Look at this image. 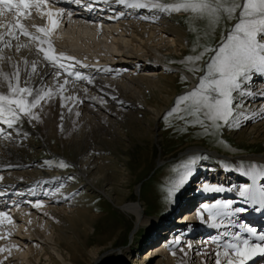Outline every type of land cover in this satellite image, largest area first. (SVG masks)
<instances>
[{
    "label": "bare ground",
    "instance_id": "6f19581e",
    "mask_svg": "<svg viewBox=\"0 0 264 264\" xmlns=\"http://www.w3.org/2000/svg\"><path fill=\"white\" fill-rule=\"evenodd\" d=\"M55 3L64 5L68 3V7L64 6L67 8L62 9L65 15L61 18L59 27L50 36V39L54 43L55 50L58 53H66L67 55L75 57L76 61H80L81 63L77 66L76 70L92 78L93 83L88 84L86 81H79L76 82L75 87L70 83L66 86L67 91L64 95L76 96L82 103L67 100L63 101L65 106H62L61 99L57 97L46 105L43 110H37L38 115H40L39 121H25L24 128L29 130L32 134L39 136L45 145L51 146L54 151L61 152L64 156L73 161L77 166V170L81 173V177L86 176V178L90 179L89 181H91L90 183H92V185L103 190V185L108 183L110 178L108 176L110 168L108 164H105L104 157L100 155L102 152L108 151L111 145H114L112 144L114 140H110L114 139L112 125L115 124V126H117L118 123L124 125L127 119L130 122H135L137 113L141 112L149 115L147 120L151 122V132L152 135H154V132L158 131L156 128L158 126L159 117L174 98L177 92L176 82L182 77L172 73L169 68H162L163 70L160 72L153 73L151 71V73H146L144 71L138 72L137 70L134 74H122L113 64H119L121 62L123 67L131 64L129 67L133 69H135L134 66L137 67V65L143 61L168 66L169 63L172 64L170 57H177L178 53L183 56V54H186L192 49L193 44L190 43L189 40L188 28L184 27L178 21L180 17L173 18L171 22H168L159 16H151L147 9H128L112 2H104V0H56ZM104 6L105 8L103 9L102 7ZM50 8L53 11L59 9L56 6ZM74 10L75 12H81L80 17H77L78 15L76 14H71ZM85 12H87V14H85ZM120 12H124L125 15L119 16ZM71 15L75 16V18ZM140 17H146V19H141ZM39 20H41L40 17L36 20L33 18L31 20H26L25 23L30 27V30L34 31L35 29L32 27L34 25L46 26V18L43 19V23L39 22ZM0 21L7 22L4 17H0ZM0 31H2V29H0ZM117 33L120 39H117ZM53 37H56L58 44ZM26 40V37H21V42H26ZM116 40L117 44L119 47L121 46L122 49L110 47L114 46L113 44H115ZM12 43L13 47L11 49H4L6 56L12 57L17 63L21 62L24 58H27L30 62L37 59L34 51L30 53L28 49H22L20 52H16L15 45L17 42L13 41ZM124 44L126 48L122 47ZM98 50H100L104 56H107L101 58L89 52L92 51V53L95 52V54H100L97 52ZM118 56L119 58H117ZM112 59L113 61H111ZM0 66H2L5 71H11V65L8 63ZM104 69H112L113 71L106 72ZM53 71L54 69L50 66L43 69V74L46 76V82L49 85L53 83V80L48 74ZM185 73L192 78L193 73L187 71H185ZM69 79L71 80L73 78ZM254 80L257 81L255 84L251 83L247 85L248 89L253 91L254 94L252 96L244 95L240 97V104L245 105V115L253 118L241 119L240 123L241 125H246V123H250L251 121H257L258 124L257 122L256 124L254 123L251 132L247 130L240 131L237 134L239 140L249 138L255 139L257 136L264 137V130L261 128H264V118H262L260 114L264 113V95L261 94L264 93V77L257 75L253 81ZM35 82L39 83V78H37ZM80 107H83V110H87L94 115L95 120H97L95 121L96 125L90 126L84 124V122L78 125L76 116L80 114ZM71 113L73 119L70 121L69 127L65 129L64 124L67 120H70L71 116L69 114ZM61 117L63 118L61 119ZM141 121L140 119L139 122L141 123ZM101 123H103V126L100 125ZM81 126L83 128L86 127L85 130L80 132L77 131L78 133L75 134L73 132L74 128H79ZM0 130H2L0 131V136L3 138H0V177L9 173L13 177L14 172H8L6 170L22 166L21 169H25L24 172L29 174L30 178H33V175L39 176L41 177V181L45 182L43 186H37L41 189L39 190L36 187L38 181L24 179L25 177L22 173L15 176L17 180H20L19 184H22L20 187L23 189L22 193L25 191L27 193L24 194L25 198L32 201L31 208H35L32 206L35 203L42 204L44 208V206L47 205L46 202H48L42 199L44 196L50 198L54 202H64L67 200L64 202L67 207L71 203L77 205L76 208L69 210L71 212H67L68 210L58 212L52 210L41 211V209L35 208V210H39L45 215L47 214L48 222L52 225V228L49 229L46 227V232L52 231L54 233L52 238L57 244V247L53 248L62 257L63 262L67 260L66 257L62 255L61 250L67 249L70 251L69 255L71 261L74 264H82V261L79 259H82L81 256L83 257L84 254H80L81 250L78 248V244H82L84 248H87V251L89 249V255L91 253L97 256L100 253L98 246L94 245L90 248L92 240L96 242V239L89 235L90 232H88L87 235L85 232L90 230L89 225L95 217L82 213L89 209L83 201L84 198L74 199L71 198L72 194L65 197L67 195H65L64 192L67 190L65 193H68L69 189L72 188L69 184L64 183V175L54 174L55 172H52L51 169L37 167L39 165L36 167L34 165L31 166L35 160L30 148L32 147V143L23 140L18 127L8 129L0 126ZM155 136L157 137L155 134L153 138H155ZM188 152H190V150ZM91 155L96 157L94 158V162H88ZM253 160H255L256 163L260 160L264 161V150L260 154L254 156ZM162 163L163 162H161V164ZM115 165L113 168L116 169L117 166ZM91 167L97 169L93 179L87 175H90L88 169ZM112 171L113 174L116 172V170ZM213 173H210L209 176L213 175ZM224 174L223 176L225 179L227 175ZM209 176H203L202 183L205 184L209 182L213 184L218 182L216 186H224L225 188H236L251 183L249 178L246 179L247 181L245 180L246 183H236L229 182L228 179L227 181H225V179L224 182L223 180H220V182L214 181L212 178L208 179ZM0 182H3L2 179H0ZM262 183H264V181H262ZM195 184L200 185L199 183ZM0 185V199H4L6 195L9 196L12 194H8L13 188L10 187L11 184H9V182ZM46 188H50L49 192H47L48 194H50L52 189H56V192L54 191L55 193L50 196H47V194L44 195L43 193L46 192L45 190H48ZM39 191H41V193ZM196 194L193 192L183 194V199L186 198L190 200L188 201V203H190L189 207L195 213V218L192 220L186 219L184 220V224L181 225L177 222L171 231L166 232L168 235L164 241L168 243L170 254L176 252V264H214L216 244L212 241L218 239L220 234L224 231L235 232V229H239L240 224H247L249 227L256 228L258 233L259 231H261L260 233H264V211L257 212L252 206L239 203L234 206L248 207V211L233 217L234 223L231 227H213L212 222L207 219V213H204L203 220L197 215L202 205L205 203L200 200L198 201ZM220 194L221 197L218 202L240 200L235 192H223ZM222 198L225 199L223 200ZM122 203L123 204H120L119 201L117 205L121 209L134 215V218H136L135 228L138 229L140 220L144 216L142 206L139 202ZM15 204L16 202L14 205ZM12 211L13 213H11L10 216L14 223L19 219L22 221L20 216H23L25 219L28 217L25 213L27 211H24L22 208L20 210L19 206L12 207ZM6 223L5 226L10 225V227L14 229V223ZM225 223H227V221H225ZM15 229L19 231L18 228ZM40 229L41 228L34 226L33 229L29 231L31 237L40 238L39 243L35 242L33 246H30L33 256L35 258L38 257V251L41 250L43 254L49 255L53 264H61L54 255L52 256L50 247ZM0 233L4 234L3 237L6 238H9L12 234L7 227H1ZM84 235L87 237L86 241L82 243L81 241ZM187 236H192L193 238L190 239ZM177 238L180 240L179 244L176 243ZM110 244H113V242ZM189 245L191 247H188ZM11 246L14 245L11 244L10 247ZM17 248L18 247H16V250ZM181 248L184 249V252L180 251ZM185 252L187 255L184 254ZM259 259V257L255 258L256 261ZM31 264H35V262L31 260ZM248 264H255V262L249 261Z\"/></svg>",
    "mask_w": 264,
    "mask_h": 264
},
{
    "label": "rangeland",
    "instance_id": "374dc122",
    "mask_svg": "<svg viewBox=\"0 0 264 264\" xmlns=\"http://www.w3.org/2000/svg\"><path fill=\"white\" fill-rule=\"evenodd\" d=\"M160 2L170 4L174 0H160ZM147 11L150 12L151 16H159L168 22H171L173 18L180 17L178 21L184 27L188 28L189 40L193 45L197 41V36H199L202 45L215 46L220 41L222 33H226L232 23L229 21L222 22L216 28L214 34L210 33L205 37V33L209 32V29L207 27V21L204 19H190V14L185 12L168 14L159 10L147 9ZM33 15L34 17H38H35V20L39 19V15L36 13H33ZM191 27H195L196 31L190 30ZM116 36L117 39H120L118 33ZM53 39L57 43L56 37H53ZM113 45V47H110L122 49L117 44V40ZM122 47H125V44ZM192 49L186 54H183V56L178 53L177 57H170L172 64L169 63L168 66L143 61L137 65L138 68L134 66L135 69H133L129 67L131 65H128L129 63L125 67L121 65V62L119 64H113L122 74H134L137 70L138 72L153 73L160 72L164 68H169L172 73L185 77L186 79L182 81L181 77L177 80V92L168 107L164 109L159 117L156 128L158 131L154 132V135L156 134L157 137L155 136L153 138L151 122L147 120L149 115L141 112L137 113L135 122H130L127 119L124 125L119 123L117 126L115 124L112 125L114 139L110 140H114V143H112L114 145H111L108 151H104L100 155L104 157L105 164H108L110 168V171H107L110 178L108 183L103 185V190L92 185L90 183L91 181H89L90 179L86 178V176L81 177V173L77 170V166L73 161L61 152L54 151L51 146L45 145L39 136L32 134L24 128L25 122L15 126L19 128L23 140L32 143V147L30 148L35 160L31 166L34 165L36 167L39 165L37 167L51 169L52 172H55L54 174L64 175V183L69 184L72 188L69 189L68 193H65L67 191L66 187L64 194L67 196L65 197L72 194L71 198H84L83 201L89 209L82 213L95 217L89 225L90 230L85 232L86 235L90 232L89 235L96 239V242L92 240L93 243L91 242L92 245H90V248L96 245L100 253L97 256L91 253L89 255V249L87 251V248H84L82 244H78V248L81 250L80 254H84L83 257L81 256L83 260L79 259L82 261V264H176L177 259L170 254L168 243L164 239L168 235L166 232L171 231L177 222L181 225L184 224V220H192L195 218V213L189 207L190 203L188 201L190 200L183 199V194L192 192L196 194L198 191H195L199 189V185L195 183L204 184L202 183L203 176H209L213 172L219 182L220 180L224 182L225 179V181L228 179L229 182L246 183L248 177L241 175V172L247 170L253 164H258V166L264 165V161L260 160L256 163L253 160L254 156L264 150V137L257 136L255 139L249 138L242 140L237 138V134L240 131L247 130L251 132L254 123L256 124L257 121H251L250 123H246V125H241L238 129L230 127L224 128L222 133L212 136L202 135L203 129L199 125H191L190 123L186 125L185 120L180 119V116L184 115L183 112L174 114L167 120L164 119L165 114L174 107L178 97L196 88L198 86L199 76L203 75L202 72L193 74L192 79L185 73L187 71L186 66L181 61L188 55H195L200 51L199 48L197 52H193ZM89 52L101 58L107 56H104L100 50L97 51L100 54L92 53V51ZM207 59L208 56L205 57V61ZM205 61L199 62L197 67H201ZM256 82V80H252L249 84H255ZM238 103L240 104V98H238ZM181 107L183 108L184 106L182 105ZM79 109L80 114L76 116L78 125L82 122L90 126L96 125L95 121L97 120H95L91 112L83 110V107ZM69 115L71 118L65 122V129L69 127L70 121L73 119L72 113ZM140 119L142 120L141 123L139 122ZM187 119L190 121L191 117H187ZM100 125L103 126V123ZM0 126L7 128L6 125L0 124ZM85 128L82 126L79 128L75 127L73 132L76 134L78 133L77 131H84ZM261 128L264 130L263 127ZM0 138L3 139L1 136ZM189 150L190 152H188ZM94 158L96 157L91 155L88 162H94ZM193 158L196 160L194 175L187 184L175 193L174 197H169L167 190L171 186L174 178H178V170ZM61 161L69 164L70 167H59L58 165ZM161 162L163 163L161 164ZM114 165L117 166L116 169L113 168ZM19 168L14 167L13 169L6 170L8 172H14L13 177L10 173L2 176L3 182H0V184H7L9 182L11 184L10 187H13L11 189L13 192L9 196L6 195L4 199H0V211H6L11 214L13 213L12 207L19 206L20 210L22 208L24 211H27L25 213L28 217L25 219L23 216H20L22 221L21 219L15 221V223L12 221L14 223V229L10 225L5 226L6 221L0 224V228L7 227L12 232L9 238L3 237L4 234L0 233V249H4V251H0V264H31V260L35 264H53L49 255L43 254L41 250L38 251V257L35 258L33 256L30 246H33L35 242L39 243L40 240V238L30 236L29 231L34 226L41 228L40 230L46 238L52 256L54 255L61 264H74L70 259L69 250H61L62 255L66 257V262H63L62 257L54 250L57 247V244L52 238L54 233L52 231L46 232V229H51L52 225L48 222L47 214L45 215L41 211L52 210L58 212L68 210L67 212H71L69 210L76 208L77 205L71 203L67 207L64 204L67 200L64 202H54L44 196L42 199L48 202H46L47 205L44 208L43 206L39 208L41 211L31 208L32 201L25 198L24 194L27 193L26 191L22 193L23 189L20 188L22 184H19L20 180H17L15 176L22 173L24 174V179L38 181L36 187L43 186L45 182L41 181V177L39 176L33 175V178H30V175L24 172L25 169H21L22 166H19ZM226 168L229 170L228 172H224ZM89 169L88 172H90V175H87L93 179L97 169L95 167ZM112 170H116V172L113 174ZM221 170L222 173H220ZM202 172L203 174L199 175ZM223 174L227 175L225 179ZM201 177L203 178L201 179ZM213 184L215 186L218 182ZM49 189L45 190L46 192L43 194L50 196L56 192V189H52V192L50 191V194H48ZM39 192L41 193V191ZM199 192L201 193L202 190H199ZM203 193V196L197 197V199L207 204L218 202L221 197L220 193L204 191ZM222 199L224 200L225 198ZM119 201L120 204H123L122 202L140 203L144 210V216L140 220L138 229L135 228L136 218H134V215L121 209L117 205ZM15 202L16 204L14 205ZM15 228H18L19 231H16ZM238 230L235 229V232ZM86 235L83 236L82 243L86 241ZM187 237L190 239L193 238L192 236ZM111 242L113 244H110ZM11 244L18 247L17 250L14 246H11V248Z\"/></svg>",
    "mask_w": 264,
    "mask_h": 264
},
{
    "label": "snow or ice",
    "instance_id": "6c2138e0",
    "mask_svg": "<svg viewBox=\"0 0 264 264\" xmlns=\"http://www.w3.org/2000/svg\"><path fill=\"white\" fill-rule=\"evenodd\" d=\"M55 2L56 0H51V3ZM104 2H112L128 9H152L168 14L189 13L190 19L207 21L209 32L205 33V37L210 33L214 34L222 22H232L215 46L202 45L197 36L192 51L197 52L198 48L200 51L195 55H188L181 63L186 66L187 71L193 74L202 72L203 75L199 76L196 88L178 97L164 119L183 112L180 119L185 120L186 125H199L203 129L202 135L216 136L224 128L238 129L241 119L253 118L245 115V105L239 104L238 98L252 96L254 93L247 85L257 75L264 77V0H174L170 4L161 3L160 0ZM49 3L50 0H0V17L7 21H0V65H11V71H5L0 66V124L6 125L8 129L25 121H39L37 110H43L57 97L61 99L62 106H65L63 101L67 100L82 103L76 96L64 95L66 86L71 83L75 87L79 81L93 83L92 78L76 70L80 61L55 50L50 36L59 27L65 13L62 9L53 11ZM34 12L40 18H46L47 23L46 26H32L35 29L32 31L25 21L35 18ZM124 15V12L119 13V16ZM190 30L196 31L195 27ZM22 36L27 38L26 42H21ZM13 41L17 42L16 52L28 49L30 53L35 52L37 59L30 62L24 58L17 63L12 57L6 56L4 49H11ZM206 56L208 59L205 61ZM201 61L205 62L197 67ZM49 66L54 69L48 74L53 80L51 85L47 84L43 74V69ZM37 78L39 83L35 82ZM181 79L183 81L186 78ZM260 114L264 118V113ZM187 117H191V120ZM195 164L196 160L193 158L178 170V178H174L167 190L169 197H174L189 182L194 175ZM58 166L70 167L63 161ZM241 175L248 177L251 183L236 188L203 185L204 192H235L240 200L203 204L197 213L202 220L204 213H207V219L212 222L213 227H231L233 217L248 211V207H235L237 203L252 206L257 212L264 211V165H250ZM32 206L41 208L43 205L35 203ZM5 221L12 223V217L8 212L0 211V223ZM212 242L216 244L214 264H248L249 261L264 264V233H258L256 228L247 224H240L236 232H222ZM176 243H180L179 238ZM180 251L184 252V249L181 248ZM172 254L175 256L176 252ZM184 254L187 255L186 252ZM257 257L260 258L258 261L255 260Z\"/></svg>",
    "mask_w": 264,
    "mask_h": 264
},
{
    "label": "water",
    "instance_id": "95a60500",
    "mask_svg": "<svg viewBox=\"0 0 264 264\" xmlns=\"http://www.w3.org/2000/svg\"><path fill=\"white\" fill-rule=\"evenodd\" d=\"M187 151V150H186Z\"/></svg>",
    "mask_w": 264,
    "mask_h": 264
}]
</instances>
